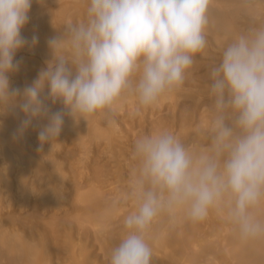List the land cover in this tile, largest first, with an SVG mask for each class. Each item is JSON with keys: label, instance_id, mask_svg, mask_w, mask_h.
Returning a JSON list of instances; mask_svg holds the SVG:
<instances>
[{"label": "clouds", "instance_id": "9594fccd", "mask_svg": "<svg viewBox=\"0 0 264 264\" xmlns=\"http://www.w3.org/2000/svg\"><path fill=\"white\" fill-rule=\"evenodd\" d=\"M32 2L0 0V107L24 113L20 135L34 119L47 118L41 144L57 139L65 114L49 113L45 88L75 120L114 113L127 93L151 107L184 84L207 45L211 0H88L85 20L48 40L47 68L22 90L10 88L9 74L20 67L15 54L29 44L21 30ZM37 42L33 36L31 44ZM209 78L213 115L206 148L185 145L168 131L134 142L129 195L137 208L125 217L126 234L111 249L109 264H151L146 233L159 215L177 210L196 223L226 208L242 241L264 240V218L255 214L264 204V25L236 36Z\"/></svg>", "mask_w": 264, "mask_h": 264}, {"label": "bare ground", "instance_id": "6f19581e", "mask_svg": "<svg viewBox=\"0 0 264 264\" xmlns=\"http://www.w3.org/2000/svg\"><path fill=\"white\" fill-rule=\"evenodd\" d=\"M46 1L43 2L46 3ZM40 5L39 0H33L28 16L29 19H34L35 22L27 30H21V34L25 39L31 37L32 40V36L28 35V32H33V35L38 37V42L34 46L32 45L30 49L42 53L45 51L42 47L43 44H48L49 39L62 35L66 25H68V22H65L69 21L68 18L71 19V16L75 15L76 23L85 20L88 0H65L59 5L56 4L58 6H55L54 9L57 10V13H60V15L63 13L62 18L60 16L54 18L58 21L57 27L56 25L53 26L54 24L50 22L49 18L47 20L49 15L43 14L44 6H42L44 8L36 9ZM250 5H257V7L253 8ZM250 5L246 4L245 0H211L206 32L210 34V40H213L211 42L214 46L215 44L227 46L236 36L249 27L264 25V15L258 13L264 11V0L252 2ZM239 12H242V16H238L240 15ZM254 15L256 18H254ZM59 27L60 31L57 29ZM35 63L39 69H45L39 61H35ZM38 75L39 73L34 70H25L22 72L20 82H11L10 88L22 90L24 87L31 85L38 78ZM199 84L198 78L192 80L190 76H187L181 87L166 92L159 100L162 101L164 98L169 97L170 93L179 94L183 91L192 93L190 88H198ZM48 91L45 88L42 93L47 107L53 104L55 107L57 106L58 111H61L64 108L62 102L53 103L47 98ZM130 94L135 96L133 93ZM119 101L115 105L117 108H121ZM185 108L180 109L182 121L177 132L178 136L175 134L176 137L181 138L180 140L185 145L196 149L206 148L210 143L208 131H203L202 128H200L201 130H195V127L192 129L186 119L189 117L186 114L189 110ZM48 109L51 114L50 108ZM64 118V123L68 124L72 131L76 133L75 139H81L82 136L88 137V140L81 143V147L86 150L85 155H88L90 151L88 146L90 140L104 138L109 148L110 157H115L116 170L120 171L123 166H130V160L126 158L124 153L125 145L122 143L121 147L124 146V148L118 145L120 139L112 130L118 125L116 115L101 112L99 116L87 117L86 120L92 119L95 124H92L86 132L81 127L85 124L81 122L84 119L79 117L75 120L67 114V111ZM24 119L25 115L18 106H10L6 109L0 107V195L3 191L5 192L3 188L10 191L13 186L20 189V191L38 189L41 195L38 201L42 202L40 208L47 206L58 208L63 204L64 196H73V217L79 225H82L85 221L91 223L95 233L94 239L96 238L99 241L98 249L102 251V254L96 253L95 249L90 250L91 240L88 238L87 232L78 231L75 234V231L72 230V226H74L70 220L72 210L71 212L65 211V216L57 217L55 215V217L53 214H49L48 217H45L48 218L47 220L43 218L42 220L39 214L40 208L37 209L38 205L32 204V206H36L37 210L29 215H19L18 209H11L7 213L6 210L5 215L0 213V264H109L111 249L117 246L126 234L125 217L136 211V200L134 199V203L129 206L127 211H124L123 206L115 207L114 204L104 202L107 198L103 200V191H100L101 187L98 188L95 183L100 170L94 168L91 173L90 169L93 166L87 168L89 170H87L89 174H87V177L85 176L87 179L78 182L79 178L76 181L78 177L76 176L73 180L76 182L75 185H70L72 188L69 186L72 194H65L61 188L63 178H65L66 172L73 168L72 166H70L72 169L69 167L71 164L68 167L67 163L62 164L60 158L53 155V153H49L51 149L59 145V139L41 144L38 137L31 135L39 133V128H43L48 123L47 118L34 119L32 125L22 135L18 134L20 124ZM102 121H106L107 126H103ZM152 122L153 124L149 130L150 135L162 131L171 132L168 125L169 121L165 116H160ZM172 124L175 125L176 123ZM76 125H78L77 128H75ZM36 140L38 141L35 142ZM44 160L48 161L47 174L43 176V181L39 183L35 180L34 175L46 171ZM64 165L65 167H63ZM130 167L129 171L132 170V172L130 171L129 174L134 177L137 165ZM30 172H35V174L29 177ZM117 176L116 183L118 184L114 187L118 188V191L114 193L126 197L131 189L125 187L126 185L121 186V183H119V181L123 182L125 175L123 177V175L117 174ZM47 186L50 188L49 190L46 189ZM15 198L18 199L17 196ZM17 199L16 202L18 203L22 200V198L18 201ZM1 201L3 203L7 201L4 202L3 198L0 199V209L2 210L5 204L2 205ZM16 202L14 203L16 204ZM80 203L83 205H80ZM6 204L10 205L11 202ZM255 214L260 218H264V204L260 206ZM51 215L52 217H50ZM39 219L45 221L42 222ZM20 226H24L28 232H24L23 229L22 231ZM59 230H63V233ZM57 232L63 234L64 238L62 240L64 242L60 241L57 238L59 236L54 234ZM146 240L152 248L151 264H264V240L242 241L227 217L226 208L212 210L205 220L196 223L189 220L183 210H177L171 216L168 213H162L148 229ZM105 256L107 258H104Z\"/></svg>", "mask_w": 264, "mask_h": 264}, {"label": "rangeland", "instance_id": "374dc122", "mask_svg": "<svg viewBox=\"0 0 264 264\" xmlns=\"http://www.w3.org/2000/svg\"><path fill=\"white\" fill-rule=\"evenodd\" d=\"M43 1H45V0H43ZM56 1L47 0L46 3L42 2L41 5L37 6V8H36V9H41L44 7H45V9L47 8L46 10L44 9L43 14H47V16L49 15V17H47V20L49 18L50 22L52 24H54L53 26L58 24V21H56L54 18L56 16H57L56 18H58V16H60L62 18V14H63V13L61 15H60V13L58 14L57 10H55L54 8H55V6H58L59 3L61 4L65 0H56ZM256 1H258V0H245L246 4H248V5H250L252 2L255 3ZM56 4H58V5H56ZM42 6H44V7H42ZM250 6L253 8H255V6L257 7V5H254V6L250 5ZM241 13L238 16H242ZM258 13L261 15H264V11H260ZM74 16L75 15L71 16V19L68 18L70 22L67 19H66L67 21H65V22H68L67 24L76 23L77 21H76V19H74L75 18ZM72 17H73V20H72ZM84 18H86V16H84ZM254 18H256V16ZM71 20L73 21V23ZM238 21H242V20H238ZM34 22H35L34 19H29L22 30H27L28 28L32 27ZM56 27H57V25H56ZM57 29L59 30L60 27ZM21 35L23 36V34H21ZM28 35H31L32 37L34 36L33 32H28ZM210 37H211L210 34L208 32H206L207 47L205 50H203L201 53H198L194 57V64L189 69V71L186 75V77L190 76V78L192 80L195 78H198L200 81V84H199L200 86L198 88L197 87L196 88H190V92H192V93H189L188 91H185V92L183 91L182 93H179V94L178 93L177 94H171L170 93L169 97L164 98L162 101L159 100L153 106L147 107V108L141 107L139 105L136 95L134 96L130 93H127L119 101L120 102L119 105L121 106V108H117V106H115V110H114L113 114L116 115V120L118 121L117 122L118 125L114 129L112 128V130H113L114 134L116 136H118L120 139L119 141L121 142V144H120V142H118V145L120 147L122 146V143L125 145L124 153H125L126 158H128L130 160V166H136L137 165V162L133 158L134 142L136 141V139L138 137L148 135V134L150 135L149 130L151 129V125L153 124L152 121L153 120L155 121V119L160 117V116L166 117L167 121H169L168 125L171 128L170 129L171 133H173L174 135L175 134L177 135V132L180 129L179 127H180V124L182 121L181 120L182 118L180 115V113H181L180 109L183 107L184 108L186 107L185 109L189 110L186 113L189 117L186 116L187 117L186 119L188 121V124L191 125V128L193 129V127H195L196 128V129L194 128L195 130H199L200 128H202L203 131L209 130L210 125H211L212 115H213V112H212L213 101H212V98L209 96V86L211 83L210 78H209V71H210V68L212 66H214L220 62L221 56H222V51L226 47L223 44L222 45L215 44V46H216L215 47L213 42H211L213 40H210ZM27 40L29 41V44L26 45L24 48L20 49L19 51H17V53L15 54L14 61H19L20 67H19L18 71L9 74L10 83L11 82H20V80L22 79V76H21L22 72L25 70H28V69H31V70H34V71L40 73L41 69H39L36 66L35 61L36 62L39 61L40 64L46 69L47 63L52 60V53L49 52L51 50H50L48 44L42 45V47H44L45 51L41 53L37 50L30 49L32 47L31 37H30V39H27ZM46 49H47V51H46ZM23 62H25V63L23 64ZM188 93H189V95H188ZM48 108H50L51 114L56 113V112L65 111L64 108H62L61 111H58L57 106L55 107V105H53V104L51 106H49ZM64 113H66V111ZM100 114H101V112L95 114V116H99ZM77 118H79V117H77ZM81 122L85 123L84 125L81 126L82 128H84V132H86L92 124H95V122H93L92 119H89L86 121L82 120ZM172 123H176V124L173 125ZM102 125L107 126V122L102 121ZM77 127H78V125L75 126V128H77ZM41 129L42 128H39V131ZM33 134H31V135L38 137V133H33ZM75 137H76V133L74 131H72V128L68 124L63 123L60 135L57 137L59 139V145L55 146L53 149H51L49 151V153H53V155H56L58 158H60L62 164L67 163L66 164L67 167L69 164H71V165H69V167L72 166V168H73L72 169L70 167L72 170L65 168V169H68L70 171H67L68 172V173L66 172L67 176L65 175V178H63V184L61 186V188L63 189V192L65 194L69 193L68 195L72 194V191L69 189V186L72 184H73L72 186L75 185L76 182L73 181L74 178H76V176H78L76 178V181L79 178L78 182L79 181L82 182L81 180L84 181V179L86 180L87 174H89V172H87V170H88L87 168H90L93 166L90 169L91 173L93 172L94 168H96V169L98 168L100 170V173L98 174V177H97V180L95 181V183L97 184L98 188L101 187L100 191H103V195H102V197L104 198L103 200H105L107 198V200H105L104 202L111 203L112 205L114 204L115 207L116 206H120V207L123 206L124 211H127L129 206H131L134 203V198H132L129 194L126 197L123 196L124 198L118 194H115L114 192L118 191V188H116L114 186H117V184H118V183H116V181L118 179L117 174H119L120 176L123 175V177L125 175L124 178L122 177L123 182L119 181V183H121V186L126 185L125 187L131 189L133 178H134L133 175L131 176V174H129L130 171L132 172V170L129 171V169L131 167L127 165V166H123V168L120 171L116 170L115 157H110L109 148L107 147V143H106V140L104 138L90 140L88 142V146H89L90 151H89L88 155H85L84 152L86 150L84 147H81V143H83V141L88 140V137L82 136L81 139H75ZM37 141L38 140H36L35 142H37ZM121 148H124V146ZM126 151H127V153H126ZM33 157H35V155H33ZM63 158H65V159H63ZM44 164L46 167V171L41 172V173H36V174H35V172H30L31 175H29V177H31L33 174H35L34 175L35 180H37L39 183L42 182L43 176L45 174H47L48 161L44 160ZM63 167H65V165ZM132 169H133V167H132ZM82 173L85 175H83ZM82 175H83V177H82ZM125 178L127 179L126 180L127 182H128V178H129V182H128L129 184L125 181ZM26 183H27V181H26ZM28 183L30 184L29 181H28ZM3 189L5 190V192L1 191L2 192L1 195L3 197L0 195L1 196L0 199L3 198L4 202L7 201L6 203L11 202V204L8 205V204L3 203L1 201L3 203L2 205L5 204V206L2 207L3 209L2 210L0 209L1 210L0 213H2L3 215H5L11 209H18V213L21 216L29 215L33 211L40 208V204H42L41 201H38L41 197L40 190H38V189L33 190V191H28V190L24 189V190L20 191V189L14 188V186H13V188L10 189V191L5 189V188H3ZM14 189L16 190V192H14L15 191ZM46 189L49 190L50 188L48 187ZM87 190H89V189H87ZM87 190H85V191H87ZM83 191H84V188H83ZM15 196H17L18 199L15 198ZM64 197L65 198L62 201L63 204L58 208H54L52 206L40 208L39 214H40L41 219L42 218L46 219L45 217H48L49 214H53L54 216L57 215V217H60L63 215L65 216V214H64L65 211L71 212V210H72V213L70 215V220L72 222V225H74V226H72L73 227L72 230L75 231V234L78 231L79 232H84V231L87 232L88 238L91 240L90 241V243H91L90 250L95 249L94 251L96 253H98L99 255L102 254V251L98 249V242L99 241L96 238H95L96 240L94 239L95 233H94V230H93L91 223H89V221H87V222L85 221V222H83L82 225H79L76 222L75 218L73 217V215H74L73 200H72L73 196L71 197V195H70L68 197H66V196H64ZM21 198H22V200H21ZM129 198H131V199H129ZM16 199H17V201L18 200H21V201L18 203V202H16ZM14 202H16V204ZM12 203H13V205H12ZM64 203H65V205H64ZM32 204L38 205V207L35 206L37 209L34 206H32ZM6 205H8V206H6ZM21 205H22V207H20ZM77 205H79V204H77ZM80 205H83V204L80 203ZM17 207H20V208H17ZM5 211H6V213L4 214ZM12 211H15V210H12ZM50 217H52V215ZM41 219H39V220L42 221L43 219L42 220ZM49 219H51V218H49ZM44 221H42V222H44ZM20 228H21V230L23 229L24 232H26V233L28 232V230L24 226H20ZM59 232L63 233V230L62 231L59 230ZM57 233H54V234L56 236L58 235L59 237H57V238H59V240L61 241L62 238H64V236L62 233H61L62 235L60 233H58V234ZM62 241L64 242V240H62ZM104 258H107V256H105Z\"/></svg>", "mask_w": 264, "mask_h": 264}]
</instances>
